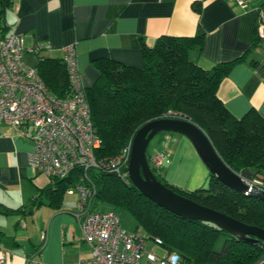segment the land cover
Here are the masks:
<instances>
[{
    "label": "crops",
    "instance_id": "crops-1",
    "mask_svg": "<svg viewBox=\"0 0 264 264\" xmlns=\"http://www.w3.org/2000/svg\"><path fill=\"white\" fill-rule=\"evenodd\" d=\"M261 9L264 0H246L245 7L230 0H13L0 17V38L22 34L26 49L49 44L37 54H26L25 62L33 67L39 57L62 59L64 48L74 44L87 88L98 77L94 59L141 67L142 43L151 47L161 35L202 33V47L190 52L199 67L210 69L244 56L219 83L217 97L236 118L251 109L264 118V34L252 46ZM152 139L149 156L162 153L168 159L156 170L165 182L184 190L208 184L210 172L186 136L160 132ZM32 149L33 142L19 128L0 120V249L5 264L89 258L92 249L83 241L75 216L77 193L65 191L51 206L43 191L53 180L29 166ZM240 175L255 180L251 172ZM38 196L42 203L26 209ZM106 206L100 202V208Z\"/></svg>",
    "mask_w": 264,
    "mask_h": 264
},
{
    "label": "trees",
    "instance_id": "trees-1",
    "mask_svg": "<svg viewBox=\"0 0 264 264\" xmlns=\"http://www.w3.org/2000/svg\"><path fill=\"white\" fill-rule=\"evenodd\" d=\"M12 5L13 0H0L1 18ZM260 39L255 25L252 46L259 44ZM202 45V33L186 37L161 35L151 47L142 43L141 67L110 58L93 60L98 77L86 88V93L91 120L101 140L94 154L97 158L116 155L147 121L184 116L207 135L232 171L251 172L258 186L264 189V118L254 109L236 118L217 97L219 83L244 56L203 69L190 58V52ZM36 68L52 95L68 96L70 83L62 59L39 57ZM147 159L149 162L150 156ZM151 169L174 192L264 229L263 200L229 188L212 174L206 186L180 189ZM78 173L75 170L68 177L52 179L53 185L43 191L51 206L57 205L66 189L74 185ZM89 174L96 185L98 201L105 203L106 208L128 210L137 223L134 230L145 232L149 238H160L168 252L180 256V262L264 264V241L239 238L210 222L182 218L158 206L131 181L126 184L114 173L90 170ZM41 203L38 196L25 208L30 210ZM220 235L224 236V243L216 251L213 245Z\"/></svg>",
    "mask_w": 264,
    "mask_h": 264
},
{
    "label": "built area",
    "instance_id": "built-area-1",
    "mask_svg": "<svg viewBox=\"0 0 264 264\" xmlns=\"http://www.w3.org/2000/svg\"><path fill=\"white\" fill-rule=\"evenodd\" d=\"M240 7L246 0H230ZM257 33L264 34V10L256 20ZM49 44H37L26 49L22 34L11 33L0 38V120L20 129V135L33 142L29 166L50 179L79 173L67 193H77L75 216L82 239L91 249L89 258L60 264H178L180 256L168 252L158 237L149 238L145 232L126 231L113 210H99L96 185L90 170L116 174L124 183L130 178L127 166L132 139L114 156L97 158L94 151L101 140L95 132L86 88L82 84L74 44L64 48L62 60L70 83L65 98L51 94L37 68L25 62L27 53L37 54ZM168 159L162 153L150 157L149 166L158 170ZM255 185H259L254 180ZM44 234L41 239H44ZM157 249H162L160 254ZM0 264L5 255L0 249ZM32 264H47L32 261Z\"/></svg>",
    "mask_w": 264,
    "mask_h": 264
},
{
    "label": "water",
    "instance_id": "water-1",
    "mask_svg": "<svg viewBox=\"0 0 264 264\" xmlns=\"http://www.w3.org/2000/svg\"><path fill=\"white\" fill-rule=\"evenodd\" d=\"M160 132H177L186 136L210 174L229 188L264 201V189L232 171L221 160L207 135L184 116L156 118L147 121L137 130L132 140L127 166L128 176L133 186L158 206L182 218L210 222L239 238H255L264 241L263 228L245 224L225 213L186 198L156 178L148 163L147 147L151 139Z\"/></svg>",
    "mask_w": 264,
    "mask_h": 264
},
{
    "label": "rangeland",
    "instance_id": "rangeland-1",
    "mask_svg": "<svg viewBox=\"0 0 264 264\" xmlns=\"http://www.w3.org/2000/svg\"><path fill=\"white\" fill-rule=\"evenodd\" d=\"M153 139L150 141L148 147H147V155L149 156L150 155V152H151V149H152V145H153ZM157 176L160 177V178H163L161 176V174L157 173ZM182 176H179V180L181 181V178ZM105 208L102 207V208H99V210H104ZM106 209H109V210H113L116 212V214L118 215L119 217V221H120V224L121 226L126 230V231H133L134 228L136 227V220L134 219V217L132 216V214L128 211V210H125L123 208H120V207H115V208H110V207H107ZM223 243H224V236L220 235L217 237V239L215 240V243L213 245V249L216 250V251H219L221 250L222 246H223ZM157 251L162 254L163 253V250L162 249H157ZM179 264V263H178Z\"/></svg>",
    "mask_w": 264,
    "mask_h": 264
}]
</instances>
